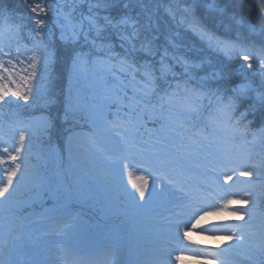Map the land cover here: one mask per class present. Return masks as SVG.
I'll use <instances>...</instances> for the list:
<instances>
[{
    "label": "rangeland",
    "instance_id": "obj_1",
    "mask_svg": "<svg viewBox=\"0 0 264 264\" xmlns=\"http://www.w3.org/2000/svg\"><path fill=\"white\" fill-rule=\"evenodd\" d=\"M57 5L61 7V11L55 8V17L61 24L64 21L65 15H70L73 21H80V18L85 16L80 12L81 6L74 2L62 1ZM89 8L91 9L92 7ZM212 8H214V6H212ZM215 12L218 14L216 16L223 14L222 10ZM100 16L103 18L102 15ZM226 23L229 22L227 21ZM87 27L85 28L86 31ZM229 28H233V26H228L225 31L226 36L231 33ZM250 30L256 33H253L254 36H264V27L258 31L256 28L251 27ZM262 31L263 33H261ZM235 37V35L230 36V39ZM246 41L247 39L244 40V42ZM195 45L196 49L192 48L191 50L192 56L190 63L187 65L185 64V67L181 70L183 71L182 76H187V78H182L180 84L186 85L192 81L193 86L198 87V89L203 92L205 90L206 92H210V101H213L216 103V106L220 107L221 104L225 103H222L223 99H217L218 96L223 97V93L220 92L217 86H219V81L224 76H227L228 58L219 52L218 47L214 45V41L210 46L209 40L202 39V41L198 40ZM155 46L156 43L154 44V47ZM249 57L250 60H248L246 64L242 63L239 70L242 76L240 81L238 83L236 82V84L250 83L251 90L244 96L237 97L236 93L232 92V94L223 98L226 99V103L230 98H234L233 100L235 102L243 103V100L240 99L251 97L252 100L249 101L248 105L245 107L261 110L260 105L264 103H261L259 96L264 94V91L260 88L264 86V83H262V80H264V64L260 63L261 59L254 58L255 56ZM80 59L84 60V58ZM249 63H252L254 67L248 68ZM75 68V75L78 76L79 79L92 81L94 70H90L89 67L80 63H77ZM197 97L200 99H198V101L202 102L201 95L197 94ZM181 114L183 113L176 114V117H178L179 120H184L185 118ZM107 115L110 114L107 112ZM40 117L38 123L45 128L47 121L44 117ZM187 125L190 126V124L185 125L183 123L181 128L184 130ZM206 125H212L210 129L213 130L211 131L212 139H208L207 141L210 148L217 152V150L221 151V149L227 145L233 155L228 158L224 156V160L212 156L209 158V160H211L209 163L207 160H203L199 157L192 158L190 161L179 160L182 162V166L171 162L175 167H182L184 171L188 172V177H190L188 183L189 190H182V192L187 195L195 192L196 195H200L202 198L204 197L207 203L203 204L200 202L199 204L202 206L207 204L222 205L224 203V198H244L243 193L245 191L251 193V197L247 205H230L231 209L238 210L237 216H232L228 212H222L219 215L213 214L206 217L201 226L210 230L222 226L227 230L216 232L215 235H213L211 231L202 232L200 227L191 229L189 231L191 240H183H188L187 246L197 249V253L201 255H195L196 253L188 255L181 254L185 259L182 261H175V264H197L198 260H212L213 256L217 258L212 260V264H264V208L261 206L262 202L260 197V190H264V180L260 181L259 179L261 178H254L255 172H259L258 166L254 161L248 159L247 153L242 152L237 154L231 149V144H227L229 142V136L232 135L233 130L238 127L236 123L230 125V123L224 124L220 121H214ZM19 126L17 130L12 133L17 137V142L20 132L23 131L26 135V143H28L29 149L27 152L22 153L25 158L21 172L17 174V178L14 180L15 191L10 189L12 195L9 196L8 199L0 198V206L4 208V213L0 215V226L4 228L3 232L0 233V239H2L0 243V262L3 261V253L7 254L9 261L12 263H20L22 261L21 258H24L27 253H32V255H34L37 250L42 251L43 248L40 246L44 244L45 240L41 242L44 238H35L31 240V238H26L28 232L23 236H18V232L23 231L26 227L32 228V226H36L38 229L42 226L49 227L56 222L58 224L57 218L55 217L58 214V212H56L57 206L62 208L59 213V215L62 214L59 216L62 219L60 223L62 224V228L58 227V234L56 235H58L59 239L64 241V245L66 244L68 246L72 243V240H79L89 235L91 232L90 226L85 224L78 216L76 217V214L74 215V212L71 210L69 199L74 195V190L77 191V194L81 197H86L91 195V188L102 190L106 187L107 183L111 182L117 186V182L119 181L123 184L122 192L132 198V194L136 193V190L132 187L131 181L139 183L140 177H144L148 181V187L144 200L140 199L138 193L135 195V199L145 203H153L158 210L160 209L162 211L154 213L157 209H152L147 212L144 211L138 216V213L133 214L131 218H128V222L125 223V228L118 224V230L115 231V234H119L121 238L118 240L125 238V240L127 239L125 244L129 245L132 250L139 249L142 253L150 251V254L154 253L153 255L159 259L162 258L168 250L167 245L159 241H152L145 233L156 227L157 224H160L164 226L170 225V228L177 229V232L171 233L177 235L178 233L179 235L183 234V223L188 221L192 214L191 212L196 209L190 201L186 199L182 201L186 196L173 193L171 186H164L160 181L147 176L148 174L146 172L143 173L131 169L126 165L124 160L115 164L104 158L99 152L101 151L100 149H102V143L99 142L100 140L90 130L80 128L69 134L65 141V159L61 162L59 161L60 159L57 158L58 162L53 161L51 165H46L45 158H41L39 161H32V158L29 157L34 147L32 146V141L29 142V138H27V131L28 129H34V124L25 128ZM99 129L102 131V126H100ZM259 138L264 141V131ZM12 146H10L9 143L7 144L10 151L12 150ZM258 164L259 166L263 165L264 160H260ZM234 169L250 170L254 173V176H240L238 171H233ZM229 175L232 176L231 180L227 179ZM262 179H264V176ZM16 180H18V183H16ZM158 191H161L159 195L157 193ZM149 193H151V195H149ZM25 194L27 195L26 198H28V201H22L25 199ZM118 194H114L116 198H120ZM7 195L8 194H6V196ZM188 198H191V196ZM32 200L38 201L41 204L39 210H28L21 215L17 212V209H15L19 206L18 204L21 203L27 202L31 204L30 202H32ZM75 200L76 199L73 201ZM100 202L104 203V201ZM181 202L185 206L180 209L179 212L173 210L174 206L178 207ZM187 204L191 206H186ZM170 206L172 208L171 212L173 213L167 215L164 210L168 209ZM210 211L214 212V209H210ZM73 215L75 216V220L72 221L70 225L69 222ZM157 215L158 222L152 219ZM240 216H242L243 219L238 218ZM26 219H29L30 223H25L24 220ZM192 222L194 223V220ZM178 226L180 227L178 228ZM188 227L191 228V225L189 224ZM104 231H106V233L110 232L109 229H104L103 232ZM119 231L123 232L126 236L124 237ZM229 235L232 236L231 239H229ZM118 243L109 242L102 249H99L101 254L100 257L106 259L109 255V250L118 248L114 255H110V259L107 258L106 264H116V261H118L119 264L123 262V253L125 249L124 247L121 249L123 245ZM47 245H50L49 241H47ZM226 248H231L232 252L227 253V257H223L221 251L225 252ZM65 249L66 248H64V251ZM68 254L69 252L67 253L65 251V256H63V258ZM70 258L79 259L74 255H70ZM36 259L37 256L34 261ZM52 263L58 262L54 261Z\"/></svg>",
    "mask_w": 264,
    "mask_h": 264
},
{
    "label": "snow or ice",
    "instance_id": "obj_2",
    "mask_svg": "<svg viewBox=\"0 0 264 264\" xmlns=\"http://www.w3.org/2000/svg\"><path fill=\"white\" fill-rule=\"evenodd\" d=\"M255 4L260 13L264 14V0H255ZM31 12L35 14L32 17L33 24H32V32L35 36H42L43 30L47 26V15L49 13L55 15L56 10L53 8L51 4L45 3L44 0H37L35 5L31 7ZM106 19V24L104 26L100 25L97 22V18L95 16H89L84 18V20L74 22L70 15H65L64 21L61 24L62 38H67L70 40H78L81 36L88 40L89 34L94 30L97 33V39L101 40L100 45L98 48L101 50H107L111 52V45L105 43L104 40L106 38L101 37V33L105 30V27L111 25L113 28H126L131 27V31H119L117 34L119 35L120 40L123 42L121 47H124L125 44L132 51L137 50V43H139L140 51L145 52L147 55H154V43L153 38L149 36H144L143 39L140 38L139 30L136 27L135 22L129 23V19L127 17L121 18L116 24H113L111 20ZM87 21V31L85 30V22ZM7 24V19H0V32L3 31V25ZM194 31L199 32L202 36H208V33L204 32L203 29L199 27L198 24L190 25ZM9 30H11L9 28ZM210 46L213 44L211 36H208ZM42 41L38 42L36 46L32 50V55L28 57L27 60V67L20 69L19 71L16 70V64L13 62L12 57H8L5 61L4 56L7 54L4 53V49L0 46V105L2 104H9L12 103L9 97H15L17 101L24 100L27 102L29 100L30 95L33 94V89L35 85L33 81L39 82V78L48 71L49 64H50V57L46 47H42ZM94 46H96V39L92 40ZM216 47H218L221 51L225 53V55H229L232 51V45L228 42H216ZM167 55V52H165ZM18 59V55L16 57ZM77 59L73 61V67H76ZM244 60H250L248 55H243ZM259 59V58H257ZM21 64H24L25 61H20ZM110 63V57H109ZM261 64H264V60L260 61ZM122 70H126L128 74L131 76L132 81H134L133 90L134 96L137 91L144 96L151 95L155 93L156 90V70H154L153 66L145 61L144 64L137 65L134 62L129 61L126 57L121 58L119 61ZM254 65L252 63L248 64V68H253ZM160 72V77L162 78L167 72L170 71V67L165 64L164 59L162 58L160 61V68L158 70ZM137 76H139V80H137ZM264 83V80H262ZM10 85H12L10 87ZM251 90L250 83H241L236 88L233 89V92L236 93L237 97L244 96L247 92ZM171 99L168 94L161 97V101L163 102L165 99ZM218 100H222V97L218 96ZM261 103H264V94L259 96ZM235 101L230 98L227 103H225L221 110L225 111L226 113L230 112L234 107ZM187 108L189 111L196 112L198 111V104L195 100H191L187 103ZM29 149L28 143H26V136L23 131L19 134L18 141L12 146V150L10 151L7 146L0 149V198L8 199L9 196L12 195V191H15L14 180L17 178V174L21 172L22 164L24 161V156L22 153L27 152ZM6 154V155H5ZM233 171H238L240 176H252L254 173L250 170H237L234 169ZM228 180L232 179V176H227ZM140 182L137 183L136 181H131L132 187L136 190V193H133V199H135V195L138 193L141 200L145 199L146 189L148 187V181L144 177L139 178ZM18 183V180H16ZM6 194H8L6 196ZM151 195V193H149ZM243 197L241 199H231V198H224V203L222 205L217 204H207L204 207H197L193 213L190 215L187 222L183 223V238L191 240L189 236V231L191 229H195L200 227L202 232L211 231L213 235L216 232L225 231L224 227H216L215 229H207L203 228L202 222L205 221L206 217L217 214L219 215L222 212H228L232 216L238 215V210L231 209L230 205L233 204H242L247 205L249 203V199L251 197V193L245 191L243 193ZM210 209H214L210 211ZM243 219L242 216L238 217ZM194 220V223L192 222ZM191 225V228L188 225ZM180 226H178L179 228ZM179 235V233H178ZM232 236L229 235V239ZM242 239V237H241ZM187 248V245H185ZM217 257L213 256L212 260H215ZM185 259L183 255H177L175 257L176 261H182ZM212 260L208 259H200L197 261V264H212Z\"/></svg>",
    "mask_w": 264,
    "mask_h": 264
},
{
    "label": "trees",
    "instance_id": "obj_3",
    "mask_svg": "<svg viewBox=\"0 0 264 264\" xmlns=\"http://www.w3.org/2000/svg\"><path fill=\"white\" fill-rule=\"evenodd\" d=\"M36 2L37 0H0V19H2L3 14L6 17L8 24H13L16 26V34L21 37L18 38L19 41H22L28 37V32L26 29L32 31V17L34 16V13L31 12V7H33ZM131 6L135 9L139 8V4L135 0ZM212 6H214V8H212ZM119 7L120 6H117V8ZM141 10L145 14L153 17L152 20L156 24V28L152 33V35H154V40H164V35H167L168 30L174 28L176 25H179L182 29H184L186 34H188L193 40H200L202 36L199 34V32L194 31L190 26L195 23L198 24L204 32L208 33V36H211L212 41H214V45L216 42H228L233 46V43L230 40L242 41L250 38L248 40L250 41L249 43H255L253 49L256 50L258 54L259 50L263 51L262 55L259 54V57L260 59H264V36H254L256 33L250 30L251 27L256 28L257 31L264 27V14L259 12L255 4V0H154L150 4H147L145 9ZM220 10L223 11V14L216 16L218 14L215 11L218 12ZM172 18H176V21L173 22ZM136 19L140 22V19ZM163 21L166 23L165 29L162 30V33H159L157 28L163 23ZM227 21L229 23H226ZM230 25H232L233 28H229L231 33L226 36L225 31L227 30L228 26L230 27ZM45 30L46 28L43 30V32ZM158 33L159 35L157 36ZM261 33H263V31ZM234 35L236 37L230 39V36ZM208 36H204L203 38L208 39ZM167 40L169 44V51L167 56L163 59L170 67L169 74L173 77H180L183 73V71L178 68L180 63L182 64L184 61L191 60V50L194 47L186 44V42L192 40H186L180 43L177 41L178 38L174 36L168 37ZM16 42L20 43L18 41ZM121 48L122 47H120V49ZM10 49L12 50L13 48L11 47ZM163 51L160 52L158 50L156 55L150 58V60L152 61L154 60V57L161 56ZM219 52L228 58V72L226 73L227 76H224L219 81V86L217 87L223 91H226L231 86L234 88L237 85L236 82L238 83L241 79L242 75L241 72H239L238 67L240 66L243 56H238V49L236 46L232 47V51L229 55H225V53L221 50ZM126 58L128 60H142L144 56L141 51H131L126 56ZM156 66L157 67H155L154 70H156L157 81H159L161 79L160 72L158 71V67L160 68V63ZM60 67L62 68V66L59 64L54 65L51 71L45 72L41 77L44 78L45 74L47 73L49 77L53 76L58 78L60 81L63 80L64 77L62 76V73L64 72V68L60 70ZM167 75L168 72L164 76ZM167 78L169 81L172 80L171 77L167 76ZM159 85L164 87L165 82L163 81ZM115 92L116 94H119L120 90ZM208 109L209 107L206 106L205 110L207 111ZM126 110L132 114L137 112L133 103L127 106ZM145 110L146 115L144 117L146 118L148 128L152 129L153 127L162 123V118H152L150 115V113H152L157 116V113L162 110V107L159 105V103L153 102L152 105L146 106ZM172 110L175 109L172 108ZM237 113L238 112L235 113L236 116ZM73 118L74 117L70 115V118L68 119H59L55 121L53 132H51L50 137L46 140L45 151L54 144L62 143L65 133L70 130L69 128H71L72 124L75 122ZM262 122L264 124V112L254 117H248L244 115L239 118L240 125L243 128H247L250 133L252 130L258 129Z\"/></svg>",
    "mask_w": 264,
    "mask_h": 264
},
{
    "label": "bare ground",
    "instance_id": "obj_4",
    "mask_svg": "<svg viewBox=\"0 0 264 264\" xmlns=\"http://www.w3.org/2000/svg\"><path fill=\"white\" fill-rule=\"evenodd\" d=\"M111 19V18H110ZM112 20V19H111ZM116 20H117V22L119 21L118 19H116V18H114L113 19V21L114 22H116ZM100 24V23H99ZM163 41L161 40V41H159L158 42V47H159V51L160 52H162L163 51ZM262 53H263V51H261V50H259V54H261L262 55ZM243 107H245V105H242ZM219 113L221 114V115H223L224 113H222V112H220L219 111ZM230 139L231 140H233V141H240V140H242L243 139V137L242 138H239V137H230ZM7 258V254H5V253H3V259L5 260Z\"/></svg>",
    "mask_w": 264,
    "mask_h": 264
}]
</instances>
